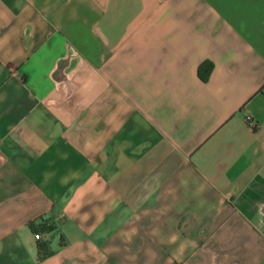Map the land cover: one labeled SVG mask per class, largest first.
<instances>
[{
    "label": "crops",
    "instance_id": "1",
    "mask_svg": "<svg viewBox=\"0 0 264 264\" xmlns=\"http://www.w3.org/2000/svg\"><path fill=\"white\" fill-rule=\"evenodd\" d=\"M0 264H264V0H0Z\"/></svg>",
    "mask_w": 264,
    "mask_h": 264
},
{
    "label": "trees",
    "instance_id": "2",
    "mask_svg": "<svg viewBox=\"0 0 264 264\" xmlns=\"http://www.w3.org/2000/svg\"><path fill=\"white\" fill-rule=\"evenodd\" d=\"M212 69V64L209 61H204L199 64L197 69V74L200 80L206 82L208 80L209 73ZM47 227H43V230H46ZM41 248V247H40Z\"/></svg>",
    "mask_w": 264,
    "mask_h": 264
},
{
    "label": "built area",
    "instance_id": "3",
    "mask_svg": "<svg viewBox=\"0 0 264 264\" xmlns=\"http://www.w3.org/2000/svg\"><path fill=\"white\" fill-rule=\"evenodd\" d=\"M246 122L248 123V125H249L250 127H254V121H253L250 117H247V118H246ZM34 237H35V239H37V240H41V239H43L44 235H43L42 232H40V231H36V232L34 233Z\"/></svg>",
    "mask_w": 264,
    "mask_h": 264
}]
</instances>
